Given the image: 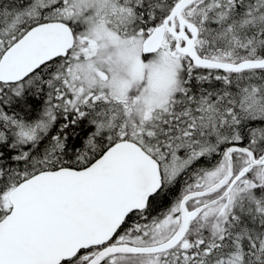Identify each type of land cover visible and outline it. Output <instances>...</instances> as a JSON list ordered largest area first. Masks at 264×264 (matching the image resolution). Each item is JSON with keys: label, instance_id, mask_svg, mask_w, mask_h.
I'll list each match as a JSON object with an SVG mask.
<instances>
[{"label": "snow or ice", "instance_id": "1", "mask_svg": "<svg viewBox=\"0 0 264 264\" xmlns=\"http://www.w3.org/2000/svg\"><path fill=\"white\" fill-rule=\"evenodd\" d=\"M0 264H264V0H0Z\"/></svg>", "mask_w": 264, "mask_h": 264}]
</instances>
